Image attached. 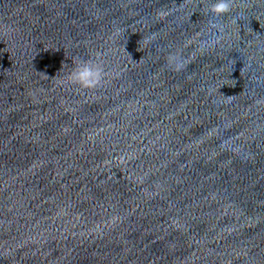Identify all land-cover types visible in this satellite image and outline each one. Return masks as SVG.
<instances>
[{"label":"water","instance_id":"obj_1","mask_svg":"<svg viewBox=\"0 0 264 264\" xmlns=\"http://www.w3.org/2000/svg\"><path fill=\"white\" fill-rule=\"evenodd\" d=\"M215 2L0 0V264H264V0Z\"/></svg>","mask_w":264,"mask_h":264},{"label":"clouds","instance_id":"obj_2","mask_svg":"<svg viewBox=\"0 0 264 264\" xmlns=\"http://www.w3.org/2000/svg\"><path fill=\"white\" fill-rule=\"evenodd\" d=\"M233 0H216L210 6V13L214 17H221L231 11ZM212 27H216L215 24ZM170 62L175 63V70L183 68V63L177 57L170 56ZM105 80V70L102 64L91 60H79L67 77V82L83 90H95L101 87Z\"/></svg>","mask_w":264,"mask_h":264}]
</instances>
